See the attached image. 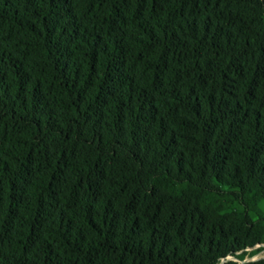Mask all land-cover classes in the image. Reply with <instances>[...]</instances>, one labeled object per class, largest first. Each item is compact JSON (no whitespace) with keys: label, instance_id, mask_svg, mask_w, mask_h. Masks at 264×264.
<instances>
[{"label":"trees","instance_id":"16d2710c","mask_svg":"<svg viewBox=\"0 0 264 264\" xmlns=\"http://www.w3.org/2000/svg\"><path fill=\"white\" fill-rule=\"evenodd\" d=\"M248 249L264 0H0V264H264Z\"/></svg>","mask_w":264,"mask_h":264},{"label":"rangeland","instance_id":"374dc122","mask_svg":"<svg viewBox=\"0 0 264 264\" xmlns=\"http://www.w3.org/2000/svg\"><path fill=\"white\" fill-rule=\"evenodd\" d=\"M250 251H251V250L248 249V251H247V253H246V255H245L244 260L249 261V260H254L255 258H258V257H262V256H264V250H261V251L257 252L256 254H251ZM228 258L232 259V257H228ZM233 260L239 262V260H237V259H233Z\"/></svg>","mask_w":264,"mask_h":264},{"label":"water","instance_id":"95a60500","mask_svg":"<svg viewBox=\"0 0 264 264\" xmlns=\"http://www.w3.org/2000/svg\"><path fill=\"white\" fill-rule=\"evenodd\" d=\"M228 259H230V258H228ZM244 261H247V260H244ZM220 264H223V261Z\"/></svg>","mask_w":264,"mask_h":264}]
</instances>
